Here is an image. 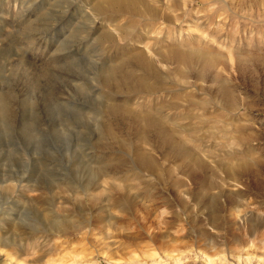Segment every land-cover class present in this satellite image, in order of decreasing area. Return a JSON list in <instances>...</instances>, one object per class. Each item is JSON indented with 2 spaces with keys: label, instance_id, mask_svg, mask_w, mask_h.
<instances>
[{
  "label": "rangeland",
  "instance_id": "374dc122",
  "mask_svg": "<svg viewBox=\"0 0 264 264\" xmlns=\"http://www.w3.org/2000/svg\"><path fill=\"white\" fill-rule=\"evenodd\" d=\"M0 264H264V0H0Z\"/></svg>",
  "mask_w": 264,
  "mask_h": 264
}]
</instances>
